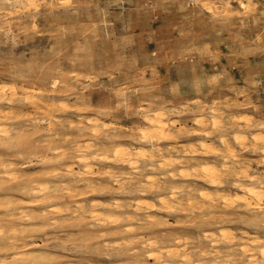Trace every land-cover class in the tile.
<instances>
[{
    "label": "clouds",
    "instance_id": "1",
    "mask_svg": "<svg viewBox=\"0 0 264 264\" xmlns=\"http://www.w3.org/2000/svg\"><path fill=\"white\" fill-rule=\"evenodd\" d=\"M139 7L221 25L229 64L193 73L183 23L145 59L101 41L93 0H0V44L49 37L0 60V264H264V109L230 72L264 53V0Z\"/></svg>",
    "mask_w": 264,
    "mask_h": 264
},
{
    "label": "rangeland",
    "instance_id": "2",
    "mask_svg": "<svg viewBox=\"0 0 264 264\" xmlns=\"http://www.w3.org/2000/svg\"><path fill=\"white\" fill-rule=\"evenodd\" d=\"M139 3L140 0H93L95 13L93 19L102 18L99 35L109 49L127 56L142 55L148 59L157 48L155 35L159 33L165 37L169 35L179 37L177 27L179 22L184 24L185 29H191L190 32H186V37L181 39L190 41L197 49L203 47L201 41L208 45L207 53L194 52L196 59L184 62L193 73L213 74L214 61L208 53L212 56L219 54L215 60L217 66L229 64L234 49L231 41L227 39L228 33L221 30V25H216L213 31L206 21L191 16V12L195 9L180 13L158 12L145 19ZM232 7L235 8L237 5L233 3ZM204 15L208 14L205 12ZM181 17H189V19L182 20ZM37 23L41 27L45 25L44 20H38ZM21 40L23 43L5 41L0 44V60L22 55L27 58L33 53H42L49 46V37L44 32L28 38L21 37ZM245 56L247 62L243 58L232 57L235 63L230 69L231 76L235 77L237 87L250 90L252 103L264 109V53L253 49L246 52ZM159 71L163 75L165 70L160 68Z\"/></svg>",
    "mask_w": 264,
    "mask_h": 264
}]
</instances>
